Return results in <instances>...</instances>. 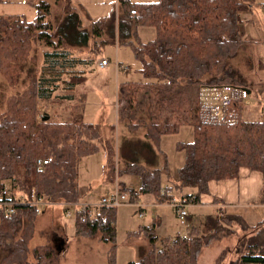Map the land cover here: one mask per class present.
I'll return each instance as SVG.
<instances>
[{
    "label": "trees",
    "instance_id": "trees-1",
    "mask_svg": "<svg viewBox=\"0 0 264 264\" xmlns=\"http://www.w3.org/2000/svg\"><path fill=\"white\" fill-rule=\"evenodd\" d=\"M54 2H64L55 27L48 18L50 3L45 0L35 4L33 20L0 16V76L10 87L20 81L26 85L9 96L0 114V192L8 187L11 195L30 197L35 193L53 202L83 201L77 165L99 149L105 153L107 181L114 182L122 174L140 176L137 192L119 183L122 190H129L133 202L151 195L158 203L170 204L174 196L167 191L184 188L195 192L181 195V200L187 203L194 197L196 201L207 192L209 181L237 178L241 167L257 170L264 178V120L244 118L243 105L239 104L235 124H205L199 119L197 106V94L204 85L249 87L237 62L251 44L242 39L239 12L255 0H117L116 15L89 20L88 25L83 24L71 0ZM140 27H153L154 36L142 41ZM35 43L46 48L39 69L35 53L31 54ZM112 43L131 49L142 77L120 84L130 90L126 103L117 107L118 120L130 132L142 130L146 139H135L133 148H123L121 163L113 143L114 126L109 127L111 136H105L99 123L85 121V94L75 93L89 73L77 67L92 65L102 49ZM70 47H88L90 57H78ZM241 60L248 70L252 68L250 53H243ZM258 93L264 99V89ZM42 101L67 103L65 118L48 116L44 120L47 115L39 110ZM260 108L263 111L264 104ZM182 125L193 128V139L178 143L185 152V162L172 186H163L162 177H169L167 160L160 151L163 164L155 167L158 153L154 148L159 149L162 135L175 133ZM136 156L144 158L149 167L132 161ZM47 157L51 161L38 168L36 161ZM37 215L28 204H19L14 212L1 215L0 264H60L66 244H40L29 250ZM115 219L116 207L108 206L96 208L85 221L78 214L73 218L75 236L98 238L109 245L106 264H116ZM204 223L206 233L192 226L187 235L162 238L160 246L156 244L155 227L143 226L132 236H142L146 245L139 246L137 259L126 264H198L205 247L231 239L235 257L227 260L232 249L226 245L213 264H264V218L249 226L240 217L219 210L207 215Z\"/></svg>",
    "mask_w": 264,
    "mask_h": 264
},
{
    "label": "rangeland",
    "instance_id": "rangeland-1",
    "mask_svg": "<svg viewBox=\"0 0 264 264\" xmlns=\"http://www.w3.org/2000/svg\"><path fill=\"white\" fill-rule=\"evenodd\" d=\"M41 0H0V16H23L30 21L36 17L37 10L35 4ZM50 3V15L53 27L57 25L62 16V4H56L54 0H45ZM150 2L155 0H133ZM72 5L79 10L83 18V24L88 25L89 20L101 19L118 12L117 0H71ZM255 2L253 5H255ZM83 25V26H84ZM87 27V26H85ZM139 34L142 41L151 39L155 30L153 27H140ZM31 54L35 53L37 59V69L42 65V52L46 50L38 43L33 44ZM88 47L75 48L70 47V51L81 58H89ZM250 53L253 58L252 68L247 69V66L241 61L242 54ZM238 58V66L246 78V85L252 90V97L245 101L243 114L244 118L248 120H255L261 118L260 99L262 95L258 93L259 89H264V44L261 46H254L251 43L245 52ZM101 58L108 60V65L104 68H99L98 61ZM118 64V67L116 66ZM125 66L122 70L120 66ZM139 63L134 59L131 49L125 45H118L117 43L108 44L102 49L101 54L94 59L92 65L78 66L77 69H86L89 73L86 74V80L76 87L75 93L77 95L85 94V105L83 119L85 121L99 123L103 128V135L111 136L110 126H114V147L116 150L119 162L122 161V149L126 146L134 147V140L143 141L144 132L138 130L130 132L126 124L118 120L117 107L123 106L126 103V98L129 88L120 85L124 81L142 80L139 73ZM90 70V71H89ZM26 85L20 81L17 86L10 87L5 79L0 76V114L6 109L7 100L10 95L22 91ZM78 102V100L76 101ZM68 104L62 103H39V110L41 115H47L54 119H64L68 112ZM193 139V128L190 125H182L177 132L164 134L159 140V149L166 157L169 177H162L163 186L171 185L177 179L178 169L185 162V152L178 147L179 142H189ZM146 141V139H145ZM151 146L154 145L150 140ZM157 152V151H156ZM161 157L159 156L158 159ZM132 161H137L149 167V164L141 156L131 158ZM144 159V160H143ZM105 153L99 149L95 154L81 158L77 165L78 184L86 197H93V200L99 201L102 197L109 196L115 191V188L122 190L119 183H125L128 189H133L135 192L140 187V176L137 174H122L115 178L114 182H109L105 179ZM157 167V166H155ZM124 185V184H123ZM8 188V187H7ZM192 191L195 189L190 188ZM175 190V189H174ZM22 194V193H17ZM127 204H122L116 207L115 219V263L126 264L130 260L137 259L136 245L133 244V238H137V243H142V236H132L140 233L145 225H151L153 219H156L157 214L163 221V227L157 228L158 235L157 246H160V236L163 231L174 233L176 230L184 233L185 226L180 225L175 217V208L171 205L164 207H157L154 205L145 204L142 210L144 217L139 216V204L143 202L142 196L137 200L138 205H135L131 199L129 190H126ZM87 195V196H86ZM151 197L150 195H146ZM83 199V201H84ZM142 201V202H141ZM157 205V204H156ZM194 218L193 223L200 224V220L204 219L199 215L193 213V208H186ZM234 223V222H233ZM231 225L232 222H229ZM235 226L231 225L232 229ZM174 232H171V230ZM73 220L71 217H66L61 206L54 205L46 207L40 214L36 216L34 221L33 236L29 241V250L34 246L40 244H49L54 246L57 238L68 237L66 251L61 258L60 264H106V252L109 248L107 243L100 241L98 238H83L74 235ZM237 231V230H235ZM242 231L239 230L238 234ZM167 234V233H166ZM165 234V235H166ZM164 235V234H162ZM233 242L222 241L216 242L203 249L198 264H213L217 254L228 245L232 250L227 254V260L234 258ZM31 258V255H29Z\"/></svg>",
    "mask_w": 264,
    "mask_h": 264
},
{
    "label": "crops",
    "instance_id": "crops-1",
    "mask_svg": "<svg viewBox=\"0 0 264 264\" xmlns=\"http://www.w3.org/2000/svg\"><path fill=\"white\" fill-rule=\"evenodd\" d=\"M255 2H257L255 5H251L247 10L239 12L241 23L240 31L243 40L253 43L254 46H261L264 44V0H255ZM154 150L157 151L158 157H161L157 160V164L155 165L159 168L163 164V157L160 153V149L155 147ZM123 184L125 187H127L125 183ZM263 188L264 178L261 172L257 170H251L247 167H241L239 169V176L237 178L211 180L208 182V190L206 193L200 194L196 201H194V197L191 199L188 198L189 200L185 204L186 208H193L195 210L193 215L197 214L204 220L207 215L222 210L226 214L240 217L247 225L253 226L264 218V201L261 202V190ZM194 192L195 190L192 191L190 188H184L181 191L174 189L172 191H167V193H170L174 196L173 198L179 199H181L180 196L183 194H192ZM141 198L143 202L141 201L142 203L139 205L142 206V210L144 209L145 204L154 205V209L157 207L159 208L170 205L167 203L156 202L153 196L148 197L144 195ZM90 199L93 200V197H86L84 200ZM187 212L188 217L185 225L189 223L191 226H185L184 233L181 234V232L177 230L174 232L172 229L171 232L174 233L163 231L162 234L164 235L161 234L160 238L172 239L176 234L187 235L192 226L197 227L201 233H206L208 231L204 221L202 222L200 220V224L202 225L194 224V218L191 216L192 214L189 211ZM143 217L144 214L141 216V218ZM153 220L154 221L151 225L155 227L156 232L157 228H160L161 226L163 227V221L158 214L156 219ZM132 239L134 240L133 244L136 245V248L146 245V241L144 239L142 240V243H137V238ZM68 240L69 238L64 236L60 240L57 239L56 242H58V244L61 246H64L65 244L67 245ZM233 241L234 239H231V242Z\"/></svg>",
    "mask_w": 264,
    "mask_h": 264
},
{
    "label": "built area",
    "instance_id": "built-area-1",
    "mask_svg": "<svg viewBox=\"0 0 264 264\" xmlns=\"http://www.w3.org/2000/svg\"><path fill=\"white\" fill-rule=\"evenodd\" d=\"M132 14L135 11H131ZM99 68H104L108 65V60L101 58L98 61ZM118 67V64H116ZM122 70L125 66H120ZM252 97L251 88L241 84H217L204 85L197 94L198 115L202 123L205 124H235L239 119L237 111L238 105H243L244 102ZM260 107L264 104V99H260ZM261 119L264 120V110L261 111ZM51 161L50 157L39 158L36 161L38 168ZM126 190L115 188V191L109 196L102 197L99 201H78V202H53L41 196L32 193L30 197L24 194L11 195L9 188L4 187L0 192V217L2 214H10L14 212L15 207L19 204H28L33 206L36 214H40L46 207L58 205L61 206L66 217L74 218L79 215L81 221H85L89 215L98 207L108 206L117 207L126 202ZM135 205H138L136 202ZM170 204L175 208V215L180 225H185L187 222L188 212L186 204L179 198H173ZM139 206V216L143 215L142 206Z\"/></svg>",
    "mask_w": 264,
    "mask_h": 264
},
{
    "label": "water",
    "instance_id": "water-1",
    "mask_svg": "<svg viewBox=\"0 0 264 264\" xmlns=\"http://www.w3.org/2000/svg\"><path fill=\"white\" fill-rule=\"evenodd\" d=\"M48 118V116H46L45 118H44V120H46Z\"/></svg>",
    "mask_w": 264,
    "mask_h": 264
}]
</instances>
